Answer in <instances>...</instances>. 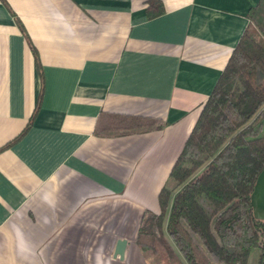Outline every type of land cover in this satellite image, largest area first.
<instances>
[{
    "label": "crops",
    "instance_id": "obj_1",
    "mask_svg": "<svg viewBox=\"0 0 264 264\" xmlns=\"http://www.w3.org/2000/svg\"><path fill=\"white\" fill-rule=\"evenodd\" d=\"M258 2L0 0V264H147L144 217ZM111 114L165 126L99 134Z\"/></svg>",
    "mask_w": 264,
    "mask_h": 264
},
{
    "label": "trees",
    "instance_id": "obj_2",
    "mask_svg": "<svg viewBox=\"0 0 264 264\" xmlns=\"http://www.w3.org/2000/svg\"><path fill=\"white\" fill-rule=\"evenodd\" d=\"M161 12L159 4L150 15ZM248 17L160 190V212L144 217L136 242L147 264H248L255 247L260 248L259 264H264V218L256 216L252 202L264 169V0ZM37 111L14 140L31 126ZM108 117L105 125L98 123L101 135L165 126L154 117Z\"/></svg>",
    "mask_w": 264,
    "mask_h": 264
},
{
    "label": "water",
    "instance_id": "obj_3",
    "mask_svg": "<svg viewBox=\"0 0 264 264\" xmlns=\"http://www.w3.org/2000/svg\"><path fill=\"white\" fill-rule=\"evenodd\" d=\"M252 202L254 206V212L258 218H264V169L258 176L254 193L252 196ZM128 244L127 239H119L115 251V256L121 259L125 256L126 246Z\"/></svg>",
    "mask_w": 264,
    "mask_h": 264
},
{
    "label": "rangeland",
    "instance_id": "obj_4",
    "mask_svg": "<svg viewBox=\"0 0 264 264\" xmlns=\"http://www.w3.org/2000/svg\"><path fill=\"white\" fill-rule=\"evenodd\" d=\"M261 136L264 135V125L262 126V130L260 133ZM259 257H260V248L255 247L251 251V255L249 258V263L248 264H259Z\"/></svg>",
    "mask_w": 264,
    "mask_h": 264
}]
</instances>
